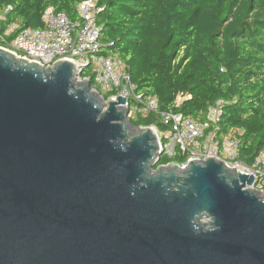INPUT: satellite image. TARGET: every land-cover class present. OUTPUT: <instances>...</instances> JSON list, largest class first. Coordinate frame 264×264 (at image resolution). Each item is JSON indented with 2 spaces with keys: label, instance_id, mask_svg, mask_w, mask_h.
I'll use <instances>...</instances> for the list:
<instances>
[{
  "label": "water",
  "instance_id": "1",
  "mask_svg": "<svg viewBox=\"0 0 264 264\" xmlns=\"http://www.w3.org/2000/svg\"><path fill=\"white\" fill-rule=\"evenodd\" d=\"M85 67L0 48V264H264V195L215 157L169 163Z\"/></svg>",
  "mask_w": 264,
  "mask_h": 264
},
{
  "label": "trees",
  "instance_id": "2",
  "mask_svg": "<svg viewBox=\"0 0 264 264\" xmlns=\"http://www.w3.org/2000/svg\"><path fill=\"white\" fill-rule=\"evenodd\" d=\"M81 0H0V33L7 45L25 28L45 27L48 7L80 19ZM101 54L118 56L130 68L138 93L157 95L161 111L204 117L226 101L217 137L239 141L238 159L252 165L264 148V0H98ZM11 25L16 29L5 32ZM2 40L0 39V43ZM81 77L96 88L92 68ZM107 100L110 93L97 89ZM179 93L189 94L180 106ZM134 126H155L159 116L131 118ZM187 156L161 155L155 169L181 164Z\"/></svg>",
  "mask_w": 264,
  "mask_h": 264
},
{
  "label": "built area",
  "instance_id": "3",
  "mask_svg": "<svg viewBox=\"0 0 264 264\" xmlns=\"http://www.w3.org/2000/svg\"><path fill=\"white\" fill-rule=\"evenodd\" d=\"M101 10L98 0H81L77 6L80 19L74 21L65 11L48 7L43 14L44 28L21 29L7 45L3 44L5 40L0 33V48L42 67H50L60 60L72 61L76 66H84L85 69L91 67L96 87L111 94L107 102L115 101L119 96L126 99L120 106L128 108L130 119L138 115L159 116L163 125L162 131L153 127L159 136L160 156L173 157L181 151L187 156V161L178 164L180 166H186L191 160L215 157L224 161L229 168L252 174L255 178L252 187L260 195H264V148L252 165H246L238 159V139L232 135L220 139L216 131L211 129V125L220 121L227 102L216 101L208 108L204 117L186 115L182 111H161L157 95L136 91L127 64L118 56L101 54V27L97 23ZM15 29L16 25H11L5 35ZM82 79L89 80L87 77ZM190 97L189 94L179 93L175 100L176 106H180Z\"/></svg>",
  "mask_w": 264,
  "mask_h": 264
},
{
  "label": "rangeland",
  "instance_id": "4",
  "mask_svg": "<svg viewBox=\"0 0 264 264\" xmlns=\"http://www.w3.org/2000/svg\"><path fill=\"white\" fill-rule=\"evenodd\" d=\"M98 89V87H96Z\"/></svg>",
  "mask_w": 264,
  "mask_h": 264
}]
</instances>
